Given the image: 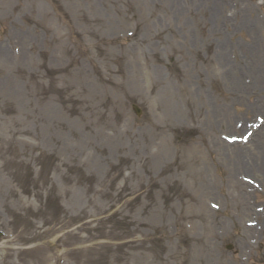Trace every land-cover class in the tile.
<instances>
[{"label": "rangeland", "instance_id": "obj_1", "mask_svg": "<svg viewBox=\"0 0 264 264\" xmlns=\"http://www.w3.org/2000/svg\"><path fill=\"white\" fill-rule=\"evenodd\" d=\"M35 1L40 2V7L45 5L52 12V0L9 1L8 11L0 13V45H7L8 38L13 39L9 36L11 33L23 32L25 36L33 35V38L28 36L30 42L37 40L32 20H43L47 18V13L32 7L31 2ZM57 1L66 10L69 20L66 23L58 18L54 9L50 19L55 21L56 30H63L66 34V44L75 28L78 32L87 34L86 37L92 44L89 49L76 35L79 42L74 51L82 52V61L87 65L91 64L95 71L98 70L97 67L102 72L115 73L116 63L126 60L137 70L145 72V83L142 82L137 88L139 90L135 91L136 95L131 96L132 93L129 95L127 92L123 97L122 90L113 83L104 80L98 82L97 91L102 100L104 97L109 100L104 103L105 107H109L103 112L93 113L89 118V127H93L92 143L81 139V130L76 126L66 127L69 129L65 132L67 139L64 140L56 141L45 135L44 131L47 133L49 129L47 123L37 116L34 108L32 110L26 101L18 102L15 108L0 106V229L8 235L0 239V264H53L57 253L54 242L58 237L67 249L66 264H127L131 261L130 254L135 248L126 244L125 250L124 245H118V238L130 239L135 235L149 240L154 233L152 225H162L161 233L170 243L163 251L172 254L168 264H175L176 254L186 256L183 249L179 250L177 247V239L173 233L175 227L182 230L183 220L189 221L192 233H185L186 237L181 241L194 242L196 253L201 257L204 255L207 261L209 258L211 264L212 258L216 257L213 256L216 248H211L212 239L215 238L212 231L220 229L223 222L221 212H214L204 202L209 199L221 204L224 196L222 189L205 191L204 179L201 177L212 180L218 176L222 179L226 171L219 169L220 167L214 170L215 158L220 163V157L213 155L211 163L208 162V153L197 143L200 142L198 136L202 133L193 128L197 123L204 122L208 125L210 122L202 110L205 101L201 87L207 89L209 100H215L213 104H208L209 108L214 109V104L217 105L220 110L227 112L228 118L235 115L230 105L237 100L229 90L226 99L223 98L226 89L219 86V74L220 71L223 72V67L220 68L217 62H213L217 54L202 60L206 52L210 54L214 50L215 25L211 23L202 32L194 30L193 34L199 38L202 36L204 41L201 39L198 43L200 51L193 53L190 33L188 41L181 44L185 37L180 35L181 30L177 37L183 38L178 40L175 37L176 40H172L168 47L162 43V37H153L159 30L165 31L170 37L167 32L168 18L176 20L172 12L166 13L162 8L153 9L154 5L159 4L157 0H91L90 3L86 0ZM175 1V14H183L181 18H188L184 14L182 0ZM130 5L136 6L135 11L139 17ZM225 7L230 10L231 5ZM154 10L155 13L152 14ZM228 20L230 32L225 34L229 36L226 48L229 49V38L233 33L231 39L237 49L244 47L239 42V35L245 30L240 19L235 20L230 15ZM102 21L105 22L104 25L115 29L114 32L137 27L138 34L131 40H118L114 37L109 41L114 35L105 33ZM236 23L239 24L237 31H234ZM173 27L176 29L177 22ZM147 30L150 32V40L145 41L147 49H143L144 44L140 41L143 33L148 36ZM38 33L43 35L41 29ZM49 35L50 32L44 33V38L39 37L38 47L47 48L46 40ZM256 36L259 34L251 35L253 40ZM135 41L140 46L133 51L129 49V44ZM167 48L177 62L182 60L179 70L183 74L176 77L169 70L165 74L167 77H155L150 71H146L145 61L166 54ZM85 50L88 52L85 53ZM86 55H91L89 60ZM185 62H194L195 66L192 69L184 67ZM23 68L26 72H21L24 80L17 78L18 88L25 93L30 90L28 102L35 108L42 107L43 89L36 82L30 65L26 64ZM117 77L114 75L112 81L118 80ZM259 79L257 85L262 90L260 85L264 84V76ZM149 86L152 87V92L143 93L142 89L150 90ZM135 99L143 107L137 118L129 109V100ZM161 100L173 104L177 121L171 123L162 119L164 107L157 105ZM111 101H116V104L111 106ZM215 124L219 125V122ZM78 125L84 124L81 121ZM186 127L189 128L188 132ZM221 130L226 129L222 127ZM99 131H102L100 136ZM181 131L185 135L181 136ZM214 131L218 134L219 126ZM67 141L76 143L77 149V145L67 147ZM116 145L118 147L114 148ZM162 151L166 154V162L158 159L157 153ZM207 165L212 167L208 168ZM65 171L68 178L64 177ZM116 178H124L127 184L133 186L135 194L141 186L142 198L131 193L125 197L115 195ZM24 187L30 188L28 194L23 192ZM45 195L51 198L46 203L47 208L40 207ZM57 204L59 207L55 208ZM61 208L66 215L49 222V228H45L48 217L52 220L57 209ZM126 210H131L135 216L121 214ZM78 212L83 215L80 220L68 217ZM174 216L177 221L173 220ZM123 218H132L142 223L133 232ZM167 225L172 229L167 230ZM147 240H143V244ZM27 246L30 248H26ZM225 254V251L222 252L221 257Z\"/></svg>", "mask_w": 264, "mask_h": 264}, {"label": "bare ground", "instance_id": "obj_2", "mask_svg": "<svg viewBox=\"0 0 264 264\" xmlns=\"http://www.w3.org/2000/svg\"><path fill=\"white\" fill-rule=\"evenodd\" d=\"M51 21L49 18L48 22H40V24L46 31L50 30L48 27L56 30ZM21 43L19 60L5 47L0 48V69L2 70L0 88L8 90L13 87L7 82L11 66L18 65L24 59L31 64L33 75L37 78L38 85L44 90L41 100L46 102V105H43L45 108H34V110L38 116L47 120L54 131L63 130L66 123L77 125L79 121L88 118L89 115L85 114H91L97 108V83L93 74L85 71L84 66L74 54L70 55L69 61L59 62L56 66L51 65V59L45 51L39 59L34 57L30 59L29 55H24L25 43L23 41ZM54 103L58 104L54 105ZM92 131L93 127H90L82 138L92 135ZM138 195L142 196L141 193Z\"/></svg>", "mask_w": 264, "mask_h": 264}]
</instances>
